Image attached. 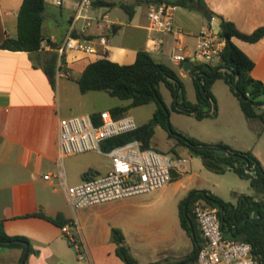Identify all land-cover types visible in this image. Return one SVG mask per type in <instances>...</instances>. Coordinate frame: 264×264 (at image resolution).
<instances>
[{"label":"crops","instance_id":"0c3cea01","mask_svg":"<svg viewBox=\"0 0 264 264\" xmlns=\"http://www.w3.org/2000/svg\"><path fill=\"white\" fill-rule=\"evenodd\" d=\"M205 1L211 11L234 23L243 33L251 34L264 26V0ZM23 2L24 0H0V46L5 40L17 37L19 11ZM122 3H138L131 19L127 14L122 16L118 12L119 9L123 10L120 7ZM156 5L149 0H100L93 7L92 26L85 36L94 38L105 35L108 40L107 47L103 48L99 44L95 47L106 52L113 62L131 65L135 63L140 51H147L157 63L176 72L184 85L186 80L193 83L191 73L184 70V63L194 60L198 34L203 27L208 26L205 17L197 11L173 7L175 32L154 30L150 28L148 13ZM72 19L71 3L64 7L46 3L42 27L45 40L52 45L62 43L70 30ZM214 19L220 23L217 17ZM82 26L83 24L77 26L76 32L79 35ZM114 26L119 28L114 30ZM233 42L254 61L255 67L251 76L264 83V38L255 43L233 38ZM177 44L185 48L186 61L181 64L171 59L172 50ZM43 54V51L29 53L0 47V221L8 235L24 236L30 240L35 252L29 255L28 264H77L75 249L69 244L62 228L34 216L40 211L52 217L61 213L69 220L70 224L66 226L76 233L83 246V264H125L117 256V246L112 239V229L122 228L116 217L120 206L111 205L114 202H109L75 211L67 200L68 187L82 183L83 175L88 171L95 175L106 173L110 161L107 158V167L101 171L92 159H75L79 155L97 152L61 159L58 150V127L61 118L99 117L101 112H111L115 107L127 106L130 101H124L127 104L117 103L115 97L108 93L112 98H106L104 91L85 94L81 92L77 77L89 63L104 57L68 52L64 56V69L58 72L56 86L53 88L44 70ZM61 64L59 61V65ZM65 70L69 72L65 73ZM218 81L223 80H217L211 89L218 107L216 119L221 115L220 101L215 93ZM229 91L233 95L230 88ZM224 98L226 104L235 109V102L228 93L224 94ZM238 119L241 120L235 112L233 121ZM259 125V121L252 125L256 133L254 144L248 139L245 143L244 137L234 128L226 131L220 129L218 132L205 131L197 140L207 145L223 143L236 150L251 151L264 166V154L260 151L264 132L260 138L257 137L256 128ZM188 159L187 165L173 171L170 184L150 194L133 196L132 200H170L179 207V203L191 191L197 190L209 191L224 201L231 200L223 195L225 192L218 185L212 183V175L216 173L202 165L200 174H194V164ZM61 172L65 174L63 177H60ZM49 173L53 176L46 180L44 176ZM227 173H234L238 179H246L233 171ZM243 181L247 184L234 180L232 187H229L234 196L232 200H236V203L241 194L255 195L253 190L245 191L251 187L250 181ZM256 200H264V197L258 196ZM97 206L103 207L101 214L94 212L93 208ZM120 230L124 234L125 245L131 252L127 234L124 229ZM184 232L189 237L185 230ZM189 239L193 244L190 237ZM23 255L24 250L21 248L2 249L0 264H21ZM189 257L190 255L183 260ZM194 262L189 260L191 264Z\"/></svg>","mask_w":264,"mask_h":264},{"label":"trees","instance_id":"16d2710c","mask_svg":"<svg viewBox=\"0 0 264 264\" xmlns=\"http://www.w3.org/2000/svg\"><path fill=\"white\" fill-rule=\"evenodd\" d=\"M149 1L155 2L157 5L166 4L172 7H183L197 11L202 15L208 11L213 17L219 19L221 26L220 36L225 39V47L218 63H197L194 66V74H191V78L196 92V103L187 100L186 88L179 75L166 65L157 63L147 51H140L135 63L131 65H120L111 61L107 57L106 52H104V58L89 63L76 79L83 94L91 91H104L112 97L123 101H130V104L127 106L115 107L111 110V114L115 119L125 116L131 108L151 103L157 105V109L149 121L132 132L106 140L102 143V148L104 151H110L117 146L135 140L141 141L144 148H151L155 130L157 126H161L169 131L170 138L177 139L176 146L190 149L192 153L201 158L203 165L209 171L216 174H225L228 171H233L240 177L248 179L251 187L255 190V195L241 194L238 196L235 205L225 202L206 190L191 191L188 197L179 203L180 223L193 242V251L189 258L178 261L175 264H191L189 260L195 261L199 252L195 242L198 241L200 246L203 244V238L192 210V205L196 200H204L211 207L217 208L218 217L221 222H224L223 232L225 235L229 238L250 243L258 264H264V220L260 221L264 216V200H256L258 196L264 197L263 164L251 151L236 150L223 143L217 144L216 146L227 148L231 152V155H226L223 152L201 148L207 144L176 132L169 122V109L159 91V84L163 83L171 93L173 109L175 111L194 115L197 119L201 120L206 117H217L218 107L211 89L217 80H223L239 101L245 118L252 125L255 121L260 122L259 127L256 128L257 137L260 138L264 132V107H256L254 104L264 102V83L251 76L255 63L233 42V38H238L249 43L258 42L264 38V26L259 27L251 34L243 33L237 29L234 23L211 11L205 0ZM98 2H95L94 6ZM45 5L46 2L44 0H24L19 11L17 37L5 40L0 47L12 51L29 53L43 51L44 70L53 88H55L58 72L64 69V56L60 58L57 52L45 51L41 47V43L45 40L42 32ZM137 6L138 3H122L120 5L129 19L134 16ZM118 28L119 26H114V30ZM74 35L79 36L76 31ZM59 61H61V65H59ZM64 72L68 73L69 71L65 70ZM199 73L202 75L199 79H196V75ZM178 86H180L179 93ZM176 97L181 109H178L175 103ZM204 106L210 107L208 112L204 111ZM94 120L96 123L100 122L99 117H94ZM247 166L251 168V173L248 177H245L241 172ZM92 175H94V172L88 171L83 177L87 179ZM188 198H190L189 202H187ZM254 202L259 204L258 211L260 217L256 218V220H248L247 217L250 216L248 210ZM186 206L187 215H185ZM220 207L224 208V212L221 211ZM34 216L44 218L61 228L70 224L69 220L61 213L52 217L40 211L34 214ZM189 219L193 222L196 239H193L191 236ZM112 239L117 246V256L125 264H140L125 245V237L120 229H112ZM27 246L29 248L28 258L30 254L35 252L30 240L24 236L8 235L4 229L3 222L0 221V250L21 248L25 254Z\"/></svg>","mask_w":264,"mask_h":264},{"label":"built area","instance_id":"2783aa9c","mask_svg":"<svg viewBox=\"0 0 264 264\" xmlns=\"http://www.w3.org/2000/svg\"><path fill=\"white\" fill-rule=\"evenodd\" d=\"M57 7L71 3L73 19L70 30L58 45L46 40L41 43L45 51L57 52L60 58L68 52H81L95 57H105L95 45L107 47L105 35L88 38L87 30L92 26L94 3L100 0H44ZM150 28L163 32H175L173 7L160 4L149 13ZM83 22L79 36H75L79 22ZM86 35V36H85ZM225 40L215 33L211 25L203 27L198 34V43L194 53V62L216 64L220 61ZM171 59L181 64L186 61L185 48L177 44L171 53ZM99 123L92 116L61 118L58 127V150L61 159L86 152H97L110 161L106 173L94 174L82 183L67 188V200L76 211L115 200L150 194L161 189L173 180V171L189 163L186 157L173 156L156 148H144L141 141L135 140L104 151L102 143L106 140L132 132L139 126L129 114L115 119L111 112L99 114ZM63 177L64 172L60 173ZM49 173L46 180L52 178ZM195 220L200 229L203 244L200 246L194 264H258L253 255L252 245L243 240L229 238L222 229L218 209L204 200H196L192 205ZM70 244L76 250L77 259L84 260L83 246L76 233L68 226L62 228Z\"/></svg>","mask_w":264,"mask_h":264},{"label":"rangeland","instance_id":"374dc122","mask_svg":"<svg viewBox=\"0 0 264 264\" xmlns=\"http://www.w3.org/2000/svg\"><path fill=\"white\" fill-rule=\"evenodd\" d=\"M118 12L122 14V16H126L125 11L119 9ZM82 24L83 22L80 21L79 26ZM184 82L187 100L195 102L196 92L193 83L189 80ZM159 91L169 109V122L176 132L197 140V137H201L205 131L218 132L220 129L226 131V129L234 128L244 137L243 140H245V143L248 142L247 139L250 140V143H255L256 133L252 124L245 118L239 101L230 93L229 87L225 82L218 81L215 86V93L221 105V115L219 119H216L217 117H206L199 120L194 115L178 113L173 109L171 93L163 83L159 84ZM103 93L106 94V98L107 96L108 98H112L107 95V93ZM226 93H228L230 98L235 102V109H233L230 104H226L227 101L224 98V94ZM114 100L117 103L121 102L122 104H127V102L121 101L116 97ZM156 107L157 105L155 103H151L149 105L131 108L128 114L134 118L138 126H141L153 117ZM209 109L210 107L204 106L205 112H208ZM235 112H237L238 116L241 118V120L238 119L236 122L233 121ZM244 134H246V137ZM176 144L177 139L170 138L169 131L164 127L157 126L155 136L152 140V147L173 156L190 158L192 164H194L192 173L200 174V169L203 165L202 160L192 153L190 149L183 146H176ZM260 151L264 154V141H262L260 145ZM75 159H92L97 163L101 171L107 167V157L99 153H87L85 155H79L75 157ZM212 176V183L218 185V188L225 192L223 195H225L227 199H231L225 201L236 204V200H232L234 196L229 191V187H232L231 183L234 180L245 183L243 180L246 179H238L234 173L213 174ZM203 179L205 178L203 177ZM252 190L255 191L252 187H249V189L246 188L245 191L252 192ZM132 199L133 198L128 197L115 200L112 201L114 203H111V205L120 206L116 214V217L120 220L119 226L122 227L120 229L125 230L129 242L128 246L131 248V254L140 264H174L192 254L193 244L180 225L179 207L175 202L170 200ZM102 208V206H97L93 209L94 212L101 214L103 211ZM88 231H90V228H88ZM70 245L74 248L72 244ZM74 252L77 257L76 250ZM188 252L189 254H187ZM30 258H32V256ZM83 262L84 261L76 259L77 264H83ZM25 264H28V260Z\"/></svg>","mask_w":264,"mask_h":264},{"label":"water","instance_id":"95a60500","mask_svg":"<svg viewBox=\"0 0 264 264\" xmlns=\"http://www.w3.org/2000/svg\"><path fill=\"white\" fill-rule=\"evenodd\" d=\"M204 17H205V20L207 22L208 25H211L214 30H215V33L217 35L220 36V33H221V26L220 24L218 23V21H216L213 17L212 14H210L208 11H206L204 13ZM221 39L225 40L222 36H220ZM194 61L193 60H190V61H186L184 63V70L186 72H190L191 74H194ZM202 74L199 73L196 75V79H199V77L201 76ZM180 91V86H178V93ZM175 103L178 107V109H181L180 105H179V102H178V98L176 97L175 98ZM256 107H264V102L263 103H255L254 104ZM194 114V113H192ZM169 125V123H168ZM201 148H204V149H207V150H211V151H217V152H223L225 153L226 155H231V152L227 149V148H224V147H218V146H214V145H205V146H202ZM242 175L245 176V177H248L251 173V168L249 166H247L246 168H243L242 169ZM190 198L187 199V202H189ZM258 208H259V204L257 202H254L251 204L250 208H249V214L250 216L247 217L248 220H256V218H259L260 217V213L258 211ZM221 211L224 212V208L223 207H220ZM185 215H187V206L185 207ZM264 220V216L260 219V221ZM189 221V225H190V228H191V236L193 239H196V233H195V229H194V225H193V222L191 221V219L188 220ZM224 227V222L222 221V229ZM196 243V246L198 247V249H200V244L198 241L195 242ZM28 253H29V248L28 246L26 247V250H25V254L23 256V260H22V263L24 264L27 256H28Z\"/></svg>","mask_w":264,"mask_h":264}]
</instances>
